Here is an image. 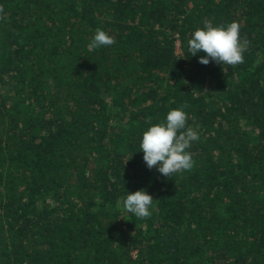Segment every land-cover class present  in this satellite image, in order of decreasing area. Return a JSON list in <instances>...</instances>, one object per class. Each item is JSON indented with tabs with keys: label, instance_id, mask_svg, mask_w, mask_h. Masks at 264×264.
I'll return each instance as SVG.
<instances>
[{
	"label": "trees",
	"instance_id": "trees-1",
	"mask_svg": "<svg viewBox=\"0 0 264 264\" xmlns=\"http://www.w3.org/2000/svg\"><path fill=\"white\" fill-rule=\"evenodd\" d=\"M205 21L242 63L188 54ZM173 108L199 138L165 177L139 139ZM0 264H264V0H0Z\"/></svg>",
	"mask_w": 264,
	"mask_h": 264
},
{
	"label": "clouds",
	"instance_id": "clouds-1",
	"mask_svg": "<svg viewBox=\"0 0 264 264\" xmlns=\"http://www.w3.org/2000/svg\"><path fill=\"white\" fill-rule=\"evenodd\" d=\"M114 38L102 29H96L89 40V51L101 46H110ZM248 41L240 37V25L236 21L224 25H213L208 21L194 29L187 40V52L197 56L201 64L210 61L225 66H235L243 62V53ZM203 53V55H200ZM186 113L182 108L169 109L163 121L150 123L140 134L139 150L145 167L153 169L165 177L190 170L192 154L187 151L199 134L191 126H186ZM152 196L143 188L128 192L122 199L123 209L137 218H146L151 212Z\"/></svg>",
	"mask_w": 264,
	"mask_h": 264
}]
</instances>
